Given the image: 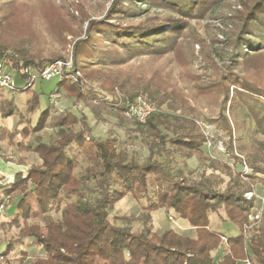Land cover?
Returning <instances> with one entry per match:
<instances>
[{
    "label": "trees",
    "instance_id": "trees-1",
    "mask_svg": "<svg viewBox=\"0 0 264 264\" xmlns=\"http://www.w3.org/2000/svg\"><path fill=\"white\" fill-rule=\"evenodd\" d=\"M13 1L5 0L9 3L0 22V32L17 19L18 6L12 5ZM167 1L181 11L179 15L121 21L120 14L139 10V7L136 0H114L104 18L88 22L86 37L75 44L72 68L59 78L57 88L76 105L82 102L88 106L97 120L105 121L106 112L126 133L139 130L148 151L143 160L128 158L119 149L116 134L95 135L83 112L78 115L64 109L54 113L52 107H48L41 111L34 124L28 123L13 96L16 92L0 87V120L1 116L18 118L16 127L8 130L5 137L12 146L21 145L41 159L30 163L26 171H17L12 181L1 182L4 176L0 174V206L5 204V197L8 204L19 198L11 214L12 221L27 222L32 213L29 196L34 193L47 227L46 234L41 232L39 223L25 225L20 231V239L32 237L45 252V255L35 256L29 264H240L246 259L252 264H264V230H250V227L248 232L245 229L257 200L255 194L252 197L245 194L253 190L260 174H264V149L257 148V157L247 155L252 172L243 177L244 170L221 163L204 152L202 147L208 137L194 114L196 108L171 80L170 72L156 68L146 76L122 70L104 71L92 67L89 61L99 54L102 61L121 65L134 56L146 54L161 58L172 52L177 63L187 67L189 58L202 59L205 66L214 69L208 78L203 79L188 68L181 75H190L199 94H219L221 98L215 101L221 105V122L230 136L239 124L235 122L232 126L226 110L232 113L239 105L246 107L252 116L254 131L264 134V0H239L235 7L240 22L231 38V57L236 61L239 57L254 61L257 74L251 77L238 74L232 66L221 70L204 39L195 35L189 17L198 0ZM40 5L44 12L51 11L48 15L55 14L53 19H61L60 25L51 28L57 34L65 22L69 4L41 0ZM33 14L29 8V16ZM32 21L33 18L29 19L27 31L32 30ZM196 43H199L198 51L194 50ZM8 45L0 36L1 55L6 56L15 72L29 83L26 88L29 90L36 79H43L40 76L34 79L30 74L37 73L35 69L41 70L50 59H37L35 54L29 55L19 46ZM82 58L86 61L84 64L80 63ZM77 70L82 76L74 81L69 74ZM85 79H97L109 93H93L85 86ZM18 90L24 89L18 87ZM4 93H9L10 99L4 100ZM139 97L157 106L145 122L127 115L129 105ZM32 100L37 106L38 96L34 95ZM47 126L53 127L56 134L45 141L40 133ZM2 129L0 123V131ZM22 133L35 134V140L21 142L18 138ZM233 156L236 164L241 162L239 157ZM178 157L183 161L196 157L197 169L202 168L201 171L192 178L172 173L169 166L177 163ZM82 159L88 163L78 172ZM207 161L227 173L229 180L224 188L209 177ZM128 195L141 204L139 215H115L112 220L110 210ZM162 208L186 219L195 228V235L182 234L174 228L161 233L154 230L152 213ZM255 208L258 210L257 206ZM51 211L62 212V219L56 220ZM214 213L239 228L235 235L225 236L226 251L220 260L211 255L224 236L211 226ZM118 220L120 224L116 223ZM262 220L264 222V211ZM137 222L141 227L134 229L132 223ZM12 245L6 247L3 256L12 250Z\"/></svg>",
    "mask_w": 264,
    "mask_h": 264
},
{
    "label": "rangeland",
    "instance_id": "rangeland-1",
    "mask_svg": "<svg viewBox=\"0 0 264 264\" xmlns=\"http://www.w3.org/2000/svg\"><path fill=\"white\" fill-rule=\"evenodd\" d=\"M41 0H14L12 5L18 6L16 9L19 11L17 19L11 24L8 23L4 29L1 30V40L9 44L8 46H19V49L25 51L29 55L35 54L37 59L39 57L49 58L50 60L44 63V67L55 61H67L72 60L73 52L76 42L86 37L88 22L91 19H102L105 17L107 10L110 8L114 0H54L55 3H61L62 1L69 4V10L65 14V22L60 26L57 34L51 31L52 26L60 25L61 19H53L54 15H48L51 11L44 12L40 5ZM45 1V0H43ZM139 10L134 9L132 12L120 14L119 19L121 21H139L147 16H166V15H179L180 10L177 7L170 4L167 0H136ZM9 2L0 0V22L3 21V14L6 11ZM239 0H198L191 9L190 22L196 32V36H200L204 39L205 44L212 54L215 61L221 70H226L232 66L238 74L248 77L257 74V66L254 61L250 59L238 58V61L231 57L232 42L231 38L235 35V28L240 22L237 17V7ZM71 5V6H70ZM29 8L32 9L33 15L29 16ZM76 8V9H75ZM54 9V8H53ZM77 10V11H76ZM20 11H22L20 13ZM73 14H75L73 16ZM33 18L30 31H27V24L29 19ZM59 20V21H57ZM17 21L19 22L17 24ZM108 44L107 41H103ZM196 51L199 50V43L195 44ZM1 54V53H0ZM4 60L7 61V65L11 72L14 74L16 84L18 87H22L24 90H17L13 94L16 98V103L20 110H22L28 120V123L34 124L38 119L42 110L52 107L54 113L60 112L64 109H71L78 115L82 112L87 114L90 124L93 126V133L101 137H107L110 134H116L119 136L118 147L121 149L128 158H136L143 160L148 151L144 144V139L138 130L126 133L121 127L116 125L115 119L112 115L104 113L106 116L105 121H99L95 115L90 111L89 107L84 103L75 104L73 99L65 94L61 90H57L59 77H54L50 80L36 79L35 84L29 89V83H25L23 87L22 77L15 72L12 63L6 56L2 55ZM92 62V67L102 68L104 71L122 70L128 73H140L143 75H150V73L159 68L165 72L172 74L171 80L179 86L190 103L196 108L195 116L205 132L208 140L203 145L204 152L214 158L218 159L221 163H227L232 167H236L239 170H244L242 176L246 173L252 172V167L249 164L247 155H251L250 158L257 157L259 152L257 148L264 149V134L254 131V120L243 105L236 106L231 113L226 110V114L229 117L232 126L235 122L239 124L238 128L234 130L231 137L227 130L224 128L221 122L220 112L221 105L218 101H215L221 97H218V93L199 94L198 89L193 80H190V75L182 76L181 74L185 69H189L193 74L200 75L203 79L208 78L209 74L214 71L210 66H205L202 59L189 58L190 64L187 67L180 66L175 59L174 53L170 52L164 57L156 58L150 55H138L129 59L126 63L117 65L107 61H102L100 55L97 57L89 58ZM86 61L82 58L80 63L84 64ZM185 65V64H184ZM32 69L35 67L31 66ZM43 67V68H44ZM42 68V69H43ZM42 69H35L38 74ZM30 70V69H29ZM29 70L26 72L28 73ZM81 77L82 73L80 70ZM76 71V72H77ZM29 74V73H28ZM32 76V75H31ZM85 86L92 90L93 93H101L102 95L109 92L104 88L103 84L98 82L97 79L84 80ZM83 81V83H84ZM60 92V95L55 99L52 104L50 94L55 91ZM1 92V91H0ZM38 96V105L34 106L33 96ZM4 100L10 99L9 93H4ZM108 98H111L109 95ZM153 103V102H152ZM166 105V102L163 103ZM156 106V105H155ZM157 108V106H156ZM1 124L3 125L2 131H0V163L3 164L4 169H0V174L4 176L1 182H9L13 180V177L17 171H26L28 165L33 162H40L41 159L37 153L23 148L21 145L12 146L8 139L5 137V133L8 130L14 129L18 118L16 116L5 117L1 116ZM56 134V130L47 126L41 133L40 138L48 141ZM36 135L25 136L23 133L19 135L18 140L23 143H28L35 140ZM241 159V162L236 164L234 156ZM260 162V161H259ZM87 161L82 159L80 161L78 172H81L87 165ZM210 162L207 161L206 165ZM199 160L193 157L187 161H183L181 157H178V162L171 164L169 167L172 173L178 176H186L192 178L196 176L202 168L197 169ZM207 173L213 181L222 189L225 187L229 180L226 172L220 168H214L212 165L207 166ZM260 180L254 185L253 190L248 192H254L257 196L255 207L251 209L249 214L250 224L246 226V230L249 232V228H261L264 230V222L262 220V213L264 211V174H260ZM247 192V193H248ZM247 193L245 194L247 196ZM253 194V195H254ZM19 198L13 200L8 204V197L4 198V202L0 206V264H29L35 256L45 255L42 247L35 243L32 237H24L20 239V231L25 225H31L39 223L41 226V232L47 233V227L41 215V209L36 202V196L32 193L29 196L32 213L27 222L20 220L15 223L11 219V214L14 211L15 204ZM141 211V204L128 195L121 199L116 206L110 210V217L114 220L115 215L134 214L138 216ZM223 213V209L220 210ZM254 212V213H252ZM259 212V213H258ZM259 216L257 217L258 214ZM50 214L56 219H62V212L51 211ZM153 220L152 225L154 230L161 233L165 229L174 228L182 234L189 236L195 235V228L190 223L178 216L173 211H168L164 208L158 209L152 213ZM116 223L120 224L118 220ZM134 229H139L141 223H132ZM211 226L217 231H223L224 236L221 237L220 245L212 250L211 255L220 260L226 251L227 235H235L238 231V227L231 221H223L219 214L214 213L211 215ZM247 233V232H246ZM249 235V233L247 234ZM9 244L12 245V250L3 256V252ZM129 256V253L126 254ZM240 264H244L240 262Z\"/></svg>",
    "mask_w": 264,
    "mask_h": 264
},
{
    "label": "built area",
    "instance_id": "built-area-1",
    "mask_svg": "<svg viewBox=\"0 0 264 264\" xmlns=\"http://www.w3.org/2000/svg\"><path fill=\"white\" fill-rule=\"evenodd\" d=\"M72 68V60L70 62L67 61H55L47 64L41 71V73L30 74L35 79L37 76L42 77L45 80H50L54 77L62 78L65 71H69ZM80 72H73L69 74L70 79L76 81L78 80V76ZM26 86L25 82L23 83V87ZM0 87L6 90L7 92H16L18 90V86L16 84V80L14 74L11 72L7 65V61L4 60V57L0 54ZM60 95V92L57 90L50 94V98L52 103H54L55 99ZM157 108L154 103L149 101L144 97H139L136 102L131 103L127 110V115L135 117L140 122H145L147 117L155 111ZM254 192H248L247 196L252 197ZM259 214L257 215V217ZM244 264H252L249 259L244 261Z\"/></svg>",
    "mask_w": 264,
    "mask_h": 264
},
{
    "label": "crops",
    "instance_id": "crops-1",
    "mask_svg": "<svg viewBox=\"0 0 264 264\" xmlns=\"http://www.w3.org/2000/svg\"><path fill=\"white\" fill-rule=\"evenodd\" d=\"M2 163H4V162H2ZM2 163H0V167L4 169L5 167H3V164ZM221 232H223V231H221ZM238 232H239V230L236 233H238Z\"/></svg>",
    "mask_w": 264,
    "mask_h": 264
}]
</instances>
